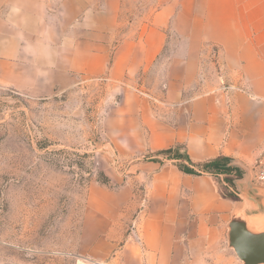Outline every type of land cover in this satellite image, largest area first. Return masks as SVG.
<instances>
[{
	"label": "crops",
	"instance_id": "1",
	"mask_svg": "<svg viewBox=\"0 0 264 264\" xmlns=\"http://www.w3.org/2000/svg\"><path fill=\"white\" fill-rule=\"evenodd\" d=\"M124 5V0H2V73H19L27 58L42 63L64 58L69 62L63 73L71 83L75 76L103 75L122 83L166 57L161 99L127 89L118 108L131 107L133 124L148 130L149 151L181 144L193 162L230 157L244 172L235 182L239 199L223 198L217 178L208 174L148 161L137 167L132 186L113 192L117 201L97 208L90 196L88 208L107 220L108 241L120 243L114 264H243L228 237V247L220 244L234 209L250 229L264 230V182L253 176V168L264 164V0H165L135 23L121 20L128 11ZM27 27L36 29L34 40L26 33L15 37L16 29ZM168 28L180 39H169ZM213 49L217 78L199 83L202 61ZM47 68L36 69L48 77ZM47 82L54 83L49 77ZM132 137L138 140L134 127ZM145 176L139 206L133 184ZM138 207L136 243L125 227ZM118 226L121 232L111 241Z\"/></svg>",
	"mask_w": 264,
	"mask_h": 264
},
{
	"label": "rangeland",
	"instance_id": "2",
	"mask_svg": "<svg viewBox=\"0 0 264 264\" xmlns=\"http://www.w3.org/2000/svg\"><path fill=\"white\" fill-rule=\"evenodd\" d=\"M164 2L124 0L128 11L121 20L143 21ZM3 31L0 27L1 35ZM35 32L33 27L18 28L15 37L26 33L34 40L30 37ZM167 34L172 41L181 37L170 28ZM215 51L202 61L199 83L217 78ZM165 58L150 72L137 73L122 83L108 81L104 75L75 76L71 83L63 73L69 62L64 58L44 63L27 58L19 73L10 75L2 73L0 64V264H114L120 243L108 241V222L95 208H88V199L91 196L97 208L117 201L113 192L132 186L137 167L153 161L151 155L157 151L146 147L148 130L133 124L131 107H118L121 92L127 89L161 99ZM40 64L52 69L47 68L54 83L38 74ZM220 82L226 84L224 79ZM133 127L138 140L132 137ZM168 161L175 163L156 162ZM259 166L253 168L256 179ZM146 180L145 176L133 184L140 195L139 206ZM217 180L218 186L225 185L223 176ZM138 210L125 227L136 243ZM112 231L115 238L110 240L115 241L121 229ZM226 237L220 246L228 247ZM209 264L213 263L209 260Z\"/></svg>",
	"mask_w": 264,
	"mask_h": 264
},
{
	"label": "trees",
	"instance_id": "3",
	"mask_svg": "<svg viewBox=\"0 0 264 264\" xmlns=\"http://www.w3.org/2000/svg\"><path fill=\"white\" fill-rule=\"evenodd\" d=\"M153 161L162 162V159L175 160L176 167L183 173L191 175L208 174L215 179L223 176L225 185L218 186L219 194L226 199L238 200L235 182L243 177V170L232 163V159L225 155H218L200 162L190 160L185 147L177 144L162 149L151 155Z\"/></svg>",
	"mask_w": 264,
	"mask_h": 264
},
{
	"label": "water",
	"instance_id": "4",
	"mask_svg": "<svg viewBox=\"0 0 264 264\" xmlns=\"http://www.w3.org/2000/svg\"><path fill=\"white\" fill-rule=\"evenodd\" d=\"M261 189V188H259ZM240 209H234L227 225L229 246L234 249L243 264L264 263V230L253 231L239 219Z\"/></svg>",
	"mask_w": 264,
	"mask_h": 264
},
{
	"label": "built area",
	"instance_id": "5",
	"mask_svg": "<svg viewBox=\"0 0 264 264\" xmlns=\"http://www.w3.org/2000/svg\"><path fill=\"white\" fill-rule=\"evenodd\" d=\"M257 180L264 182V164H261L259 166L258 172H257Z\"/></svg>",
	"mask_w": 264,
	"mask_h": 264
}]
</instances>
